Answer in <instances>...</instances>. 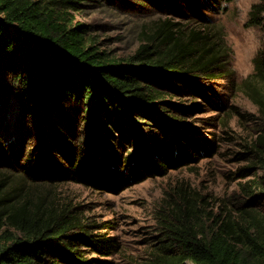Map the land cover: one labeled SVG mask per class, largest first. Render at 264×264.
Here are the masks:
<instances>
[{"label":"trees","instance_id":"16d2710c","mask_svg":"<svg viewBox=\"0 0 264 264\" xmlns=\"http://www.w3.org/2000/svg\"><path fill=\"white\" fill-rule=\"evenodd\" d=\"M100 1L0 0V264H119L115 237L76 209L22 200L15 179L126 186L216 147L176 126L172 109L181 110L179 95L202 94L220 77L229 50L206 11L233 0H153L164 15L128 57L75 20L74 11ZM247 26L264 31V0ZM253 61L240 84L258 109L256 138L238 154L250 177L243 199L206 226L166 229L144 264H264V45ZM11 95L18 112L5 131ZM115 133L135 151L115 150L107 139Z\"/></svg>","mask_w":264,"mask_h":264},{"label":"rangeland","instance_id":"374dc122","mask_svg":"<svg viewBox=\"0 0 264 264\" xmlns=\"http://www.w3.org/2000/svg\"><path fill=\"white\" fill-rule=\"evenodd\" d=\"M113 1L83 5L74 11L75 20L90 26V34L97 36L102 48L128 57L141 44L144 32L151 31L164 14L153 0ZM258 1L233 0L226 9L206 11L212 24L222 30L229 50L227 63L202 94L192 91L174 99L182 103L181 110L172 109L181 117L174 118L175 125L188 127L203 144L215 142L211 153L203 151L190 163L167 165L165 173L126 186L110 180L104 187L79 182L31 185L18 178L20 181L13 183H22L18 196L42 201L48 207L76 209L85 221L94 224L96 232L116 238L119 247L112 258L119 264L146 263L170 227L206 226L215 213L233 210L244 196L241 185L250 179L240 171L248 163L238 154L253 142L257 131V106L240 84L254 71V57L264 45V31L247 26L250 9ZM8 100L10 112L1 115L2 130L10 129L7 123L13 124L18 112L15 96ZM119 134L107 139L121 151L124 144ZM124 147L136 149L129 144Z\"/></svg>","mask_w":264,"mask_h":264}]
</instances>
